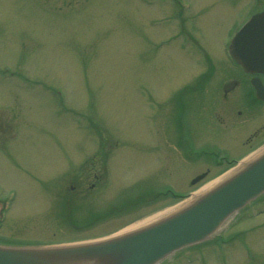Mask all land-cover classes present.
<instances>
[{
    "label": "rangeland",
    "instance_id": "374dc122",
    "mask_svg": "<svg viewBox=\"0 0 264 264\" xmlns=\"http://www.w3.org/2000/svg\"><path fill=\"white\" fill-rule=\"evenodd\" d=\"M189 1L196 16L194 30L213 61L206 79L201 75L209 70H204L198 50L190 49L188 55L179 48V35L166 22L150 25L151 18L159 20V5L151 9L144 0H0V191L3 199L15 195L0 236L24 242L72 237L61 223L65 218L59 196L74 175L69 169L85 154L84 168L100 174L102 152L95 149V130L114 136L118 145L109 184L90 187L78 203V222L128 188L147 194L168 184L190 195L193 176L208 171L211 177L219 171L209 166L214 157L201 152L203 148L218 147L228 159L247 152L244 137L264 122V104L256 103L243 86L232 92L230 102L220 92L228 74L238 78L225 45L249 12L262 6L249 5L252 0ZM169 36H174L172 45L158 47ZM21 75L28 85L22 84ZM179 131L182 141L195 147L183 152L187 161L171 146ZM82 181H68L67 189L79 190ZM87 181L83 187L89 188L97 179L92 175ZM73 197L78 202L79 196ZM168 202L146 210L128 208L89 234L73 237L109 234ZM114 203L122 207L125 201ZM262 203L250 210L263 211L259 217L245 219L223 236L242 235L231 247L232 242H225L223 264H264ZM254 227L258 229L252 232ZM242 243L252 251L251 258ZM209 250H201L193 262L187 261L190 252L183 253L174 264H220L214 248Z\"/></svg>",
    "mask_w": 264,
    "mask_h": 264
},
{
    "label": "water",
    "instance_id": "95a60500",
    "mask_svg": "<svg viewBox=\"0 0 264 264\" xmlns=\"http://www.w3.org/2000/svg\"><path fill=\"white\" fill-rule=\"evenodd\" d=\"M258 63L264 70V58ZM262 191L264 156L191 207L146 229L142 236L124 241L122 250L128 255L116 264H148L174 248L194 242ZM43 254L44 250L19 252L12 248L0 249V264H50Z\"/></svg>",
    "mask_w": 264,
    "mask_h": 264
},
{
    "label": "bare ground",
    "instance_id": "6f19581e",
    "mask_svg": "<svg viewBox=\"0 0 264 264\" xmlns=\"http://www.w3.org/2000/svg\"><path fill=\"white\" fill-rule=\"evenodd\" d=\"M247 163H248V161H242V166L247 165ZM229 174H231V172H230ZM211 184H212V183H210V184L204 186V187L202 188L201 191L204 192V191H206L207 189H209V187L211 186ZM197 193H198V192H197Z\"/></svg>",
    "mask_w": 264,
    "mask_h": 264
}]
</instances>
